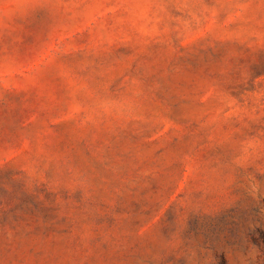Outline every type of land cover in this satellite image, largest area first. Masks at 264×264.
<instances>
[{
  "label": "rangeland",
  "instance_id": "rangeland-1",
  "mask_svg": "<svg viewBox=\"0 0 264 264\" xmlns=\"http://www.w3.org/2000/svg\"><path fill=\"white\" fill-rule=\"evenodd\" d=\"M0 264H264V0H0Z\"/></svg>",
  "mask_w": 264,
  "mask_h": 264
}]
</instances>
